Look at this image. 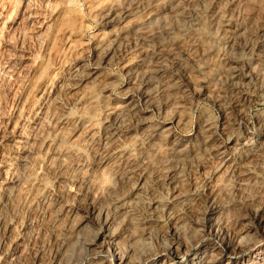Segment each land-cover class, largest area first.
Wrapping results in <instances>:
<instances>
[{"label": "rangeland", "instance_id": "1", "mask_svg": "<svg viewBox=\"0 0 264 264\" xmlns=\"http://www.w3.org/2000/svg\"><path fill=\"white\" fill-rule=\"evenodd\" d=\"M96 2L0 0V246L11 208L6 196L26 172L22 159L43 134L61 129L56 120L63 111L96 97L133 106L124 140L131 149L142 148L154 128L172 130L154 157L160 195L170 191L172 176H180L178 184L204 186L218 148L257 150L249 160V183L221 193L220 203L231 218L229 234H222L237 241L255 232L264 264V227L254 216L264 214V0H111L102 10ZM72 45L77 51L69 52ZM41 158L35 154L33 174L46 168ZM105 183L113 185L110 178ZM108 201L104 196L98 203ZM63 202L74 211L87 199L65 195ZM192 216L177 222L181 241L192 236L186 226ZM161 222L155 247L172 240L176 228L168 216ZM99 229L94 223L84 237Z\"/></svg>", "mask_w": 264, "mask_h": 264}, {"label": "bare ground", "instance_id": "2", "mask_svg": "<svg viewBox=\"0 0 264 264\" xmlns=\"http://www.w3.org/2000/svg\"><path fill=\"white\" fill-rule=\"evenodd\" d=\"M110 1L97 0L94 8L102 10ZM75 47L70 46L69 52ZM153 70L148 68L149 74ZM133 116L129 103L109 105L96 97L79 100L75 110L67 109L58 116L61 129L43 134L38 148L29 150L22 159L26 172L6 196L11 208L5 220L0 264H220L224 258L225 264H263L255 232H245L237 241L222 234H229L231 218L226 205L220 203L221 193L242 190L249 183L245 179L250 174L249 160L257 150L240 153L238 146L218 148L213 176L204 186L178 184L180 176H172L170 191L160 195L154 186L159 180L154 157L169 141L172 130L154 128L141 141L142 148L131 149L124 144L125 121ZM25 137L20 135L18 143ZM185 151H179L180 155ZM35 154L42 156L39 162L46 163V168L33 174ZM108 178L113 185L105 183ZM236 180L240 182L235 186ZM20 193L30 197L20 201ZM65 195L86 198L87 203L72 211L63 202ZM104 196L109 197L107 204L98 203ZM190 212L195 218L186 226L192 236L181 241L177 222ZM256 214L257 227H264V214ZM166 216L176 222L175 232L172 240L155 247L156 229ZM96 222L100 229L91 238L84 237L83 232Z\"/></svg>", "mask_w": 264, "mask_h": 264}]
</instances>
